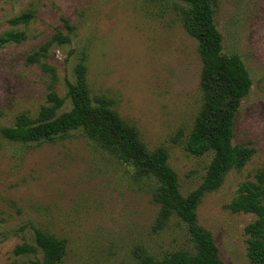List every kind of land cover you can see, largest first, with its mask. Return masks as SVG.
<instances>
[{"label":"rangeland","instance_id":"374dc122","mask_svg":"<svg viewBox=\"0 0 264 264\" xmlns=\"http://www.w3.org/2000/svg\"><path fill=\"white\" fill-rule=\"evenodd\" d=\"M177 0H0V34L23 31L19 43L0 45V126L16 115L35 117L52 89L66 96L67 80L83 53L91 95H103L133 126L146 148H165L167 162L186 195L205 175L212 153L192 155L185 141L201 105V60L197 41L184 29ZM222 51L237 55L251 79L234 120L233 143L253 148L240 169L228 171L219 187L196 207L224 264H257L246 254L244 227L255 216L227 204L244 181L264 169V0H213ZM31 12L27 24L8 20ZM72 26L67 28L66 22ZM70 36L52 42L38 61L26 56L56 31ZM70 107L66 98L61 111ZM152 179L81 131L52 142L23 144L0 135V264H29L40 253L15 254L45 230L65 243L59 264H139L137 252L153 257L189 245L175 214L154 229L158 206Z\"/></svg>","mask_w":264,"mask_h":264},{"label":"trees","instance_id":"16d2710c","mask_svg":"<svg viewBox=\"0 0 264 264\" xmlns=\"http://www.w3.org/2000/svg\"><path fill=\"white\" fill-rule=\"evenodd\" d=\"M213 0H177L179 19L189 35L197 41L201 60L199 89L201 105L185 141V149L192 155L211 152L212 157L202 181L188 194L178 188L177 174L168 164L167 152L158 146L148 149L136 129L123 121L103 95H91L83 63L85 53L74 66V80H67L66 96L50 89L35 117L25 113L16 115L10 126H0L6 140L23 144L52 142L72 131H81L111 155L129 164L137 179H152L151 199L158 206L154 229L160 228L171 214L185 224L189 245L153 257L138 251L139 264H224L209 230L197 222L196 207L200 198L219 187L223 176L232 169H240L254 150L233 143L234 120L243 97L249 92L251 79L237 55L222 51V36L213 18ZM31 12H24L8 20L9 24H27ZM66 22L67 28H72ZM25 39L23 31L9 29L0 34V45L19 43ZM66 43L70 36L56 31L26 56L28 63L39 60L52 42ZM66 98L70 107L61 111ZM232 212L251 213L255 218L247 223L246 254L257 264H264V169L254 181H244L227 204ZM34 243L23 242L14 248L15 254L40 253L29 264H59L65 243L53 234L35 228Z\"/></svg>","mask_w":264,"mask_h":264}]
</instances>
